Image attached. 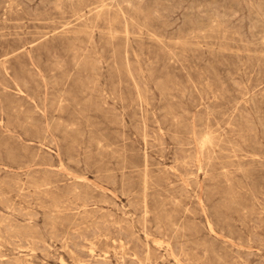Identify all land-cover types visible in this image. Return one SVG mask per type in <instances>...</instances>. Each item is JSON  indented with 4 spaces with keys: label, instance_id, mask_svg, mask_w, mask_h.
Segmentation results:
<instances>
[{
    "label": "rangeland",
    "instance_id": "rangeland-1",
    "mask_svg": "<svg viewBox=\"0 0 264 264\" xmlns=\"http://www.w3.org/2000/svg\"><path fill=\"white\" fill-rule=\"evenodd\" d=\"M0 264H264V0H0Z\"/></svg>",
    "mask_w": 264,
    "mask_h": 264
},
{
    "label": "bare ground",
    "instance_id": "bare-ground-1",
    "mask_svg": "<svg viewBox=\"0 0 264 264\" xmlns=\"http://www.w3.org/2000/svg\"><path fill=\"white\" fill-rule=\"evenodd\" d=\"M58 9V8H57ZM209 145V144H208ZM197 181V180H196ZM34 241V240H33ZM122 243V242H121ZM127 246V245H126ZM23 249V248H22ZM25 257V256H24ZM99 257V256H98Z\"/></svg>",
    "mask_w": 264,
    "mask_h": 264
}]
</instances>
